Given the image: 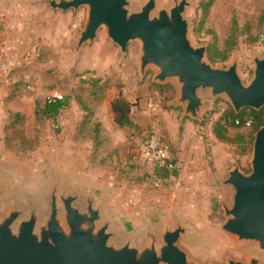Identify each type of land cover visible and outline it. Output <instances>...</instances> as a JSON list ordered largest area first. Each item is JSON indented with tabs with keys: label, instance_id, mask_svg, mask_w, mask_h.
<instances>
[{
	"label": "rangeland",
	"instance_id": "374dc122",
	"mask_svg": "<svg viewBox=\"0 0 264 264\" xmlns=\"http://www.w3.org/2000/svg\"><path fill=\"white\" fill-rule=\"evenodd\" d=\"M129 1L139 11L147 0ZM188 2L184 16L192 44L206 46V60L215 67L226 69L237 60L239 76L248 85L254 78V58L264 57V0ZM157 4L170 7L174 3L158 0ZM0 11L28 13L35 45L31 60L0 81V180L7 185L0 197L2 216L15 202L27 203L29 195L46 208L51 175L57 182L64 176L68 191L80 188L96 196L105 181H123L131 198L139 186L150 200L148 208L135 211L132 221L106 203V211H114L116 225L124 227L118 243L145 225L156 227L161 236L166 224L171 229L180 224L188 232L178 244L198 264H228L229 258L247 262L259 252L258 242L240 241L222 228L223 203L231 206L234 195V188L224 181L238 164L245 173L251 171L256 132L251 127L230 128L224 140L213 133L222 115L235 110L226 95L200 91L205 106L202 119L194 122L197 134L205 136L209 171L204 180L183 186L178 167L167 170L133 152L151 133L163 140L153 128L144 133L128 123L133 106L140 99L151 103L158 93L172 102L177 94L173 81L160 89L152 66L141 78L139 40L131 41L124 52L102 27L93 42L79 45L87 6L62 11L51 8L47 0H0ZM224 53L227 58L222 60ZM55 95L68 101L56 118L43 111ZM168 107L183 112L182 105ZM167 173L171 175L164 177ZM137 242L147 243L140 235Z\"/></svg>",
	"mask_w": 264,
	"mask_h": 264
},
{
	"label": "water",
	"instance_id": "95a60500",
	"mask_svg": "<svg viewBox=\"0 0 264 264\" xmlns=\"http://www.w3.org/2000/svg\"><path fill=\"white\" fill-rule=\"evenodd\" d=\"M157 1L147 0L137 11L129 0H47L51 8L62 11L87 6L79 45L93 42L102 27L124 52L131 41L139 40L141 78L152 66L154 81H173L177 94L171 104L183 106L182 118L202 119L201 90L226 95L236 112L260 110L264 57L254 58V78L245 85L237 60L226 69L215 67L206 60L207 47L192 44L184 16L188 0H173L170 7H158ZM250 163L249 173L238 164L224 181L234 188V195L231 206L223 203L222 228L240 241L258 242L259 252L247 262L229 258L228 264H261L264 258V125L255 132ZM50 182L46 208L29 195L27 203L15 202L0 214V264H198L178 244L188 232L185 226L171 229L166 224L160 236L156 227L145 225L118 243L124 227L116 225L114 211H106L110 201L104 191L98 196L80 188L68 191L64 176L57 182L51 175ZM6 187L0 180V197ZM139 235L145 245H138Z\"/></svg>",
	"mask_w": 264,
	"mask_h": 264
},
{
	"label": "crops",
	"instance_id": "0c3cea01",
	"mask_svg": "<svg viewBox=\"0 0 264 264\" xmlns=\"http://www.w3.org/2000/svg\"><path fill=\"white\" fill-rule=\"evenodd\" d=\"M30 18L28 13L0 11V56L11 64L12 69L22 68L34 55L35 45L28 30ZM162 85L160 89L164 87ZM165 97L166 95L158 93L151 103L140 99V103L133 106L134 110H130L129 119L144 133L152 128L157 131L171 148L175 161L177 160L178 170L181 171L178 176L182 177L183 186L195 184L204 180L209 171L205 156V136L197 134L198 125L194 120L182 118L179 110L169 108L171 102L165 100ZM138 188L139 186L134 187L135 200L132 201L130 190L128 191L127 185H123V181L107 180L102 184V191L109 197V204L116 211H124L123 215L129 221L134 220L132 217L136 216L135 211L141 212L149 206L150 196L142 194Z\"/></svg>",
	"mask_w": 264,
	"mask_h": 264
},
{
	"label": "trees",
	"instance_id": "16d2710c",
	"mask_svg": "<svg viewBox=\"0 0 264 264\" xmlns=\"http://www.w3.org/2000/svg\"><path fill=\"white\" fill-rule=\"evenodd\" d=\"M210 57L212 59H215L213 54H211ZM220 58L222 60H225L227 58V54L224 53V55L221 56ZM67 102L68 101L65 100L64 97L61 99H57L56 101L48 100L43 108V111L45 112V115L56 118L60 112L66 109ZM122 120H125V118L123 117ZM127 120H129V118H127ZM237 120H240V122L237 123ZM248 121H250L251 124L250 127L252 128L253 133L259 127L264 125V107L261 108L260 110H255L250 107L243 108L240 112H236L235 110L231 109L227 111L225 114H223L220 120L216 122V124L213 127V131L219 139L224 140L227 138V133L230 128L245 127V124ZM128 123L133 124L134 122L131 120ZM164 168L167 169L166 167ZM170 175L171 173H167L164 177H169Z\"/></svg>",
	"mask_w": 264,
	"mask_h": 264
},
{
	"label": "built area",
	"instance_id": "2783aa9c",
	"mask_svg": "<svg viewBox=\"0 0 264 264\" xmlns=\"http://www.w3.org/2000/svg\"><path fill=\"white\" fill-rule=\"evenodd\" d=\"M11 71V64L0 56V80L8 78ZM61 98H63V95H55L50 97L49 100L56 101ZM239 122L240 120H237V123ZM250 125V121H248L245 127H250ZM133 152L140 155L144 161L166 167L169 170L178 167L171 148L156 133L149 134L145 143L136 146Z\"/></svg>",
	"mask_w": 264,
	"mask_h": 264
}]
</instances>
